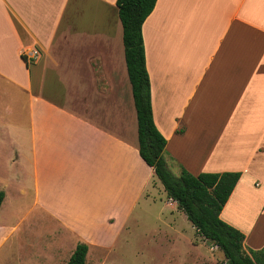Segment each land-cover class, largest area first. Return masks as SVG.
<instances>
[{
	"label": "crops",
	"instance_id": "crops-1",
	"mask_svg": "<svg viewBox=\"0 0 264 264\" xmlns=\"http://www.w3.org/2000/svg\"><path fill=\"white\" fill-rule=\"evenodd\" d=\"M142 37L168 167L240 172L220 218L262 249L264 0H156ZM0 101V264H66L79 242L105 264L143 218L165 237L187 218L139 154L116 0H0ZM211 247L200 264H225Z\"/></svg>",
	"mask_w": 264,
	"mask_h": 264
},
{
	"label": "trees",
	"instance_id": "trees-1",
	"mask_svg": "<svg viewBox=\"0 0 264 264\" xmlns=\"http://www.w3.org/2000/svg\"><path fill=\"white\" fill-rule=\"evenodd\" d=\"M155 3L156 0H116L123 29L124 58L136 109L139 154L153 168L167 197L185 213L196 233L222 251L225 264H264V247L245 249L244 234L220 218L240 172H200L194 175L181 168L179 174H174L167 165L164 157L166 139L153 119L142 37V23ZM3 198L4 192L0 190V205ZM87 250L86 243H77L66 264H88Z\"/></svg>",
	"mask_w": 264,
	"mask_h": 264
},
{
	"label": "rangeland",
	"instance_id": "rangeland-1",
	"mask_svg": "<svg viewBox=\"0 0 264 264\" xmlns=\"http://www.w3.org/2000/svg\"><path fill=\"white\" fill-rule=\"evenodd\" d=\"M3 111L4 107L0 101V139L3 138L1 121L6 122L2 119ZM5 156L6 151L0 146L1 181L5 174ZM181 217L176 219L177 231L168 232L167 237L162 232L150 230L154 225L152 218H143L140 227H130L124 231L118 241L104 251L105 264H200L202 257L211 259L208 246L214 244L197 234L191 222ZM30 236L32 234L29 233L27 237ZM214 248L210 249L220 255L222 251L216 246ZM22 252L25 254L27 250ZM92 260H95V257L90 255V262ZM30 262V257H25L22 264Z\"/></svg>",
	"mask_w": 264,
	"mask_h": 264
},
{
	"label": "built area",
	"instance_id": "built-area-1",
	"mask_svg": "<svg viewBox=\"0 0 264 264\" xmlns=\"http://www.w3.org/2000/svg\"><path fill=\"white\" fill-rule=\"evenodd\" d=\"M29 57L32 58V59H37V57H38V51L37 50H32V52L29 53ZM211 248H213V247H211Z\"/></svg>",
	"mask_w": 264,
	"mask_h": 264
}]
</instances>
